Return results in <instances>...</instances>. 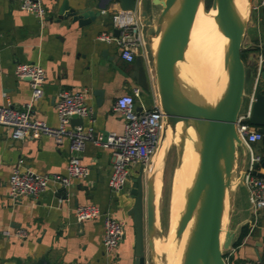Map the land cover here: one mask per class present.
<instances>
[{
  "label": "crops",
  "instance_id": "crops-1",
  "mask_svg": "<svg viewBox=\"0 0 264 264\" xmlns=\"http://www.w3.org/2000/svg\"><path fill=\"white\" fill-rule=\"evenodd\" d=\"M60 0H42L45 16L38 19L19 9L16 2L0 0V104L9 103L20 107L28 100L30 88L26 79L16 78L12 67L15 62H38L45 74L42 94L32 103L30 115L50 125L57 123L54 103L61 88L85 89L84 101L90 108L87 116L81 117L83 126L91 124L93 137L100 138L101 132L122 128V117L114 109V98L121 93H130L138 87L124 70L129 63L122 60L113 42L100 41L96 35L109 28L110 15L119 7L111 0L100 15L86 25H77L69 18L55 21L54 9ZM70 5L93 3L94 0H67ZM258 0L252 1L256 3ZM137 0V9L139 8ZM149 3L150 12L153 11ZM52 17V18H51ZM143 43L136 54L150 57L147 41L142 30ZM246 43L256 42L264 46V21L259 11H250L246 23ZM258 51L248 52L243 60L249 68V81L244 86L242 108L245 107L252 90L258 64ZM146 56V57H145ZM264 69L261 67L260 70ZM150 82V81H149ZM264 80L259 77L255 90L261 88ZM152 82L148 91L138 87L134 97L135 107H148L154 101ZM100 91V95L95 93ZM254 153L261 154L260 140L252 143ZM155 154V152H154ZM153 155L143 165V177L149 173ZM67 158V140L55 141L49 136L13 139L5 135L0 125V264H34L43 255L48 264H133V227L127 209L132 203L129 195L130 178L140 164L129 166L126 183L117 192H111L106 180L109 173L110 154L108 149L97 145L93 139L85 142L80 161L88 168L81 178H74L66 187L48 182L36 197L22 195L13 202L7 195V179L17 159L21 167L36 173L51 175L63 173ZM239 157L235 159L237 172ZM164 169V168H163ZM256 172L264 174L260 163ZM235 185L232 195L231 217L235 227L245 224L247 232L241 242L234 246L232 264L256 258L264 251V208L258 211L252 221L249 215L247 192L243 185ZM243 188V190H242ZM238 190V191H237ZM242 190V191H241ZM94 203L124 222V235L112 256L105 258L101 248V219L76 221L73 209L80 203ZM251 226V228H249ZM22 228V237L5 236L2 229Z\"/></svg>",
  "mask_w": 264,
  "mask_h": 264
},
{
  "label": "water",
  "instance_id": "water-1",
  "mask_svg": "<svg viewBox=\"0 0 264 264\" xmlns=\"http://www.w3.org/2000/svg\"><path fill=\"white\" fill-rule=\"evenodd\" d=\"M110 1L94 0L93 3L82 2L80 6H74L67 0H60L54 9L53 19L57 22L69 18L70 21H76L77 25H86L104 12ZM116 1L121 9L137 6V0ZM199 1L207 8L204 0H150V7L156 12L153 14L139 0L138 13L162 114L156 147L165 129L172 135L181 131L180 140L175 146L177 168L181 163L185 142L191 136L197 138L196 170L174 231V240L178 243L189 228L179 264H226L223 250L232 245L241 226L235 227L231 217L233 190L235 185H243L242 170L248 158L244 144L235 131L234 122L244 98L245 67L240 50L248 44L243 42V37L252 0H246L248 13L244 20L238 19L232 11L231 0L210 1L208 7L212 9L214 22L224 36L227 79L221 95L208 106L197 103L202 101L184 92L177 81L178 72L184 66V52ZM174 10L175 17L162 33L158 49L153 51V37L160 34L164 20ZM259 12L260 19L264 21V1L259 6ZM112 33L116 35L117 29L113 28ZM124 72L141 90L148 91L140 55L134 57L129 63V71ZM259 79L264 80V69L260 71ZM95 93L100 95V91ZM253 97L247 120L261 133L262 151L259 160L253 163V172L262 175L256 172V167L259 163L264 166V83L254 91ZM81 122V116L74 114L70 118L72 124ZM106 134L105 130L101 132V141L105 140ZM167 152L168 148L161 159L159 179ZM236 157H239L237 172L234 169ZM143 173V166L139 165L135 175L130 178L129 195L132 203L127 213L131 215L133 227V264H148L152 256L159 259L160 264H166L165 253H156L154 250V239L162 236L156 224L155 172L149 171L146 177H143ZM224 204L226 212L222 222ZM34 264L48 262L41 255Z\"/></svg>",
  "mask_w": 264,
  "mask_h": 264
},
{
  "label": "built area",
  "instance_id": "built-area-1",
  "mask_svg": "<svg viewBox=\"0 0 264 264\" xmlns=\"http://www.w3.org/2000/svg\"><path fill=\"white\" fill-rule=\"evenodd\" d=\"M10 1L16 2L20 10L34 15L40 23L43 21L45 7L42 0ZM263 1L251 2V11H259V6ZM109 25V28L101 30L96 38L107 43L113 42L117 48L118 56L122 60L133 61L137 48L144 41L137 7L114 8L110 15ZM113 28L117 29L116 35L112 33ZM257 58L258 64L251 93L245 107L242 108L241 105L234 122L235 131L243 142L248 155L242 170L241 181L247 192L249 215L252 221L256 219L258 211L264 208V174L257 175L253 172V163L259 160L260 155L254 153L251 146L253 142L261 139V133L247 120L260 68L264 63V57L259 51ZM143 66L147 83L152 82L154 86L150 57L145 58ZM12 72L16 78L27 80L30 94L28 100L18 108L7 102L0 104V125L4 127L5 135L13 139L36 138L40 135L49 136L55 141L65 138L67 140V158L64 172L51 175L23 168L21 167L22 159H17L7 179V195L11 201H17L22 195L36 197L46 188L49 181L66 187L72 179L85 176L88 168L80 161V153L85 142L89 139H93L97 145L109 151L110 165L106 183L111 192L119 191L126 183L130 165L140 164L143 166L150 159L155 150L162 124V114L154 87V101L148 107L141 106L139 109H135L134 97L138 94V87H134L130 93H121L114 98L113 106L122 117V128L119 132L107 131L105 140L101 141V138L93 137L91 124L83 126L80 123H70L72 115L83 117L90 113V108L84 101L85 89L61 88L57 91L54 103L57 123L50 125L30 115L32 103L42 94L41 85L45 78L42 66L35 61L15 62ZM73 215L76 221L100 217L102 254L105 258L112 256L124 235V222L106 211H101L97 205L90 202L77 204L73 209ZM1 233L5 236L15 237H22L26 234L22 228L2 229ZM233 253L234 246L232 245L223 250L222 256L226 264H232ZM84 264L104 263L95 261ZM241 264H264V251L256 258L245 260Z\"/></svg>",
  "mask_w": 264,
  "mask_h": 264
},
{
  "label": "bare ground",
  "instance_id": "bare-ground-1",
  "mask_svg": "<svg viewBox=\"0 0 264 264\" xmlns=\"http://www.w3.org/2000/svg\"><path fill=\"white\" fill-rule=\"evenodd\" d=\"M231 7L238 19L244 20L246 18L248 13V3L246 0H231ZM175 14L176 10L166 17L162 24L160 34L153 37V51L158 49L161 35L171 23ZM223 40L224 36L214 22L212 9L205 10L199 1L189 31L187 48L184 52V66L179 70L177 75L179 86L184 92L186 91L195 99H200L202 102H197L199 104L208 106V103L211 104L216 101L226 85L227 77ZM198 59L204 63V67L203 69L200 68V71L197 70ZM185 69L186 71H184ZM194 93L197 95L195 96ZM180 135L181 131H177L172 135L168 129H165L164 134L161 136L154 150L155 154L153 152L154 156L149 166V171L155 172L154 184H156V188L159 186V173L163 153L166 148L170 147L171 142L176 145L178 144ZM196 146V136L189 137L185 142L181 163L175 175V186L171 195V200L173 195L174 199L170 207L171 210H169L170 221L168 219V236L165 241L162 239L163 242L158 245V248L156 246L157 252L163 251L165 253L168 264H179L180 252L189 233L188 228L178 243L174 240V231L183 208L185 195L196 170ZM225 212L226 205L224 204L222 222H224Z\"/></svg>",
  "mask_w": 264,
  "mask_h": 264
},
{
  "label": "rangeland",
  "instance_id": "rangeland-1",
  "mask_svg": "<svg viewBox=\"0 0 264 264\" xmlns=\"http://www.w3.org/2000/svg\"><path fill=\"white\" fill-rule=\"evenodd\" d=\"M204 1L207 4L205 5L207 7L205 8V10H209L210 7L208 6L211 0H204ZM252 1H255V0H252ZM142 2H143V6L147 8L149 6L150 0H142ZM244 35H245V32H244ZM243 42L244 43L246 42L244 37H243ZM203 67H204L203 61L198 59L197 70H199L200 68L203 69ZM244 71H245L244 86L247 87L248 81L250 78L249 68L247 65H245ZM175 146L176 144H174L173 142L170 143V147L168 148V152H167L164 167H163L164 169L162 170L160 174L161 178L159 179L158 188H156V184H154L155 204H156V224L162 235L154 239V250L156 253L161 252V251L157 252L156 246L158 248V245L161 244L163 241H165L166 237L168 236V228H169L168 219L170 221V216H169L170 211L169 210H171L170 207L174 199V195H173L172 200H171V195H172V192L175 186V182H176L175 175L178 169V167L175 168V160H176ZM174 192L176 191L174 190ZM146 256H148V254H146ZM148 264H160V260L152 256V260L148 259ZM166 264H168L167 257H166Z\"/></svg>",
  "mask_w": 264,
  "mask_h": 264
},
{
  "label": "trees",
  "instance_id": "trees-1",
  "mask_svg": "<svg viewBox=\"0 0 264 264\" xmlns=\"http://www.w3.org/2000/svg\"><path fill=\"white\" fill-rule=\"evenodd\" d=\"M204 4L207 5L205 3V1H204ZM245 44H246V42H245ZM255 51H259L262 54V56L264 57V46L263 45L258 46L256 44V42H254V41L248 43L245 47H243L240 50V57L242 60H244L245 56L248 52H255ZM263 67H264V63H263ZM246 232H247V227L245 224H242L238 230V236L233 241L232 246H237L241 242V240H242L243 236L246 234Z\"/></svg>",
  "mask_w": 264,
  "mask_h": 264
}]
</instances>
